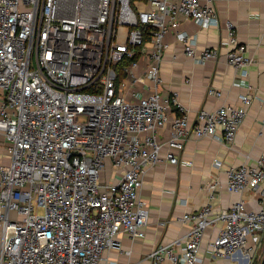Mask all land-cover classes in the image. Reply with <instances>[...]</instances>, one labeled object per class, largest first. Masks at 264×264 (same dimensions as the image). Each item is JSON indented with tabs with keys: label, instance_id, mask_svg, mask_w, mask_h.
<instances>
[{
	"label": "built area",
	"instance_id": "built-area-1",
	"mask_svg": "<svg viewBox=\"0 0 264 264\" xmlns=\"http://www.w3.org/2000/svg\"><path fill=\"white\" fill-rule=\"evenodd\" d=\"M183 22L223 26L227 62L248 77V47L231 22L222 25L214 0H0V143L10 158L0 166V264H99L106 251H122L121 234L146 236L140 192L149 169L179 164L190 139L235 142L251 92L241 107L203 109L192 122L178 96L160 90L169 34L198 64L222 56V47L200 50ZM226 176L229 192H258L264 202V154ZM220 187L207 185L209 202L184 214L185 235L157 245L153 264H197L211 228L210 260L253 264L264 209L242 200L215 212Z\"/></svg>",
	"mask_w": 264,
	"mask_h": 264
},
{
	"label": "crops",
	"instance_id": "crops-1",
	"mask_svg": "<svg viewBox=\"0 0 264 264\" xmlns=\"http://www.w3.org/2000/svg\"><path fill=\"white\" fill-rule=\"evenodd\" d=\"M214 2L222 25L231 22L240 43L248 47V55L252 59L248 77L245 80L241 78L240 72L227 62V48L224 46L227 34L223 26L219 29L201 28L193 22H183V30L197 35L200 50L222 47V56L219 60L198 64L184 54L183 45L177 42L175 35L169 34L161 65L163 83L160 90L168 96L177 95L192 122L203 109L212 111L223 104L241 107L243 103L240 96L251 92L254 99L248 107L246 119L233 144L215 138L190 139L186 142L185 150L177 154L179 164L163 161L149 169L140 192V201L149 213L146 236L132 240L127 234H121L119 240L122 251H106L99 264H153L148 256L157 245L170 243L185 235L186 228L181 222L184 214L209 202L207 185L211 182L221 183L216 199L211 201L215 212L227 211L242 200L246 202L248 210L264 209V202L258 192H229L226 176L227 168L255 165L264 154V0ZM210 87L221 91L223 96L218 98L209 95ZM170 137V129L161 133L164 142ZM166 151L167 148L164 153ZM216 161L222 167L216 166ZM9 163L10 158L1 142L0 166ZM112 179V170L108 168L106 180ZM216 236V228L206 232L197 264H239L234 258L215 262L210 260L209 243Z\"/></svg>",
	"mask_w": 264,
	"mask_h": 264
},
{
	"label": "rangeland",
	"instance_id": "rangeland-1",
	"mask_svg": "<svg viewBox=\"0 0 264 264\" xmlns=\"http://www.w3.org/2000/svg\"><path fill=\"white\" fill-rule=\"evenodd\" d=\"M257 253H258V255H256L253 264H261V262L263 260V257H264V233L262 235V242L258 248Z\"/></svg>",
	"mask_w": 264,
	"mask_h": 264
},
{
	"label": "trees",
	"instance_id": "trees-1",
	"mask_svg": "<svg viewBox=\"0 0 264 264\" xmlns=\"http://www.w3.org/2000/svg\"><path fill=\"white\" fill-rule=\"evenodd\" d=\"M137 58V57H136ZM136 58H130L128 60H125L119 67V72H120V78H125L126 74L124 71H122V69H124V67L129 66L133 61H135Z\"/></svg>",
	"mask_w": 264,
	"mask_h": 264
},
{
	"label": "water",
	"instance_id": "water-1",
	"mask_svg": "<svg viewBox=\"0 0 264 264\" xmlns=\"http://www.w3.org/2000/svg\"><path fill=\"white\" fill-rule=\"evenodd\" d=\"M261 264H264V257H263V260H262Z\"/></svg>",
	"mask_w": 264,
	"mask_h": 264
}]
</instances>
